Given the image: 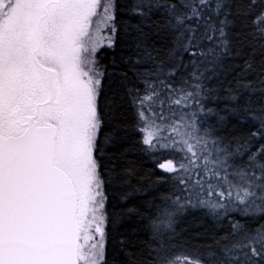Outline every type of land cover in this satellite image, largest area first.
I'll list each match as a JSON object with an SVG mask.
<instances>
[{"label":"snow or ice","instance_id":"obj_1","mask_svg":"<svg viewBox=\"0 0 264 264\" xmlns=\"http://www.w3.org/2000/svg\"><path fill=\"white\" fill-rule=\"evenodd\" d=\"M0 264H264V0H0Z\"/></svg>","mask_w":264,"mask_h":264}]
</instances>
